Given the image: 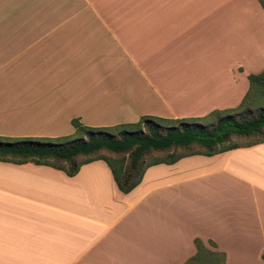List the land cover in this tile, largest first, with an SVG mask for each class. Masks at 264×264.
Wrapping results in <instances>:
<instances>
[{
	"label": "crops",
	"instance_id": "crops-1",
	"mask_svg": "<svg viewBox=\"0 0 264 264\" xmlns=\"http://www.w3.org/2000/svg\"><path fill=\"white\" fill-rule=\"evenodd\" d=\"M263 71L258 0H0V140L204 119ZM194 239L264 264V142L152 165L128 194L101 160L0 162V264H185Z\"/></svg>",
	"mask_w": 264,
	"mask_h": 264
},
{
	"label": "trees",
	"instance_id": "trees-1",
	"mask_svg": "<svg viewBox=\"0 0 264 264\" xmlns=\"http://www.w3.org/2000/svg\"><path fill=\"white\" fill-rule=\"evenodd\" d=\"M258 2L264 10V0H258ZM249 83V93L242 103L237 108L227 111L242 109L250 98L252 88L256 85L264 86V71L259 75H250ZM225 112L215 111L208 117ZM204 119L170 121L156 117H142L135 124L118 125L110 128H89L82 126L78 120H72L71 124L75 129V134L80 135V138L63 137L55 139L56 142H40L34 139H19L9 142L0 140V162L15 165L31 163L47 166L64 172L68 177H73L78 173L81 166L101 160L108 166L118 190L123 194H128L140 184L145 170L152 165H171L181 158L191 155L210 157L218 153L264 142L263 138L245 146L233 144L218 149V146L227 141L230 136L251 137L261 134L264 130V113L240 122L235 121L230 115L220 116L217 129L210 132L198 123ZM141 125L145 126V132H142ZM225 126H234L236 131L221 134L220 131ZM191 145L200 146L205 153L171 155L168 160L153 161L143 167L145 159L151 153L175 152ZM101 151L127 155V165L124 167L123 159L113 161L99 157ZM81 157L84 159L77 162L78 158ZM210 244L213 246L212 243ZM194 245L196 254L185 264L199 263L205 253L211 257H220L219 264H224V254L209 251L199 239H194ZM262 260L264 262V254Z\"/></svg>",
	"mask_w": 264,
	"mask_h": 264
},
{
	"label": "rangeland",
	"instance_id": "rangeland-1",
	"mask_svg": "<svg viewBox=\"0 0 264 264\" xmlns=\"http://www.w3.org/2000/svg\"><path fill=\"white\" fill-rule=\"evenodd\" d=\"M250 29L252 31H256L257 30V25L253 24L250 20ZM260 113H264V86H259L256 85L252 88L251 91V95L249 100L246 102L245 106L240 109V110H234V111H226L225 113H221V114H215L212 115L210 117H208L207 119L198 121L199 124H201L202 126L205 127V129L207 131H213L215 129H217L218 127V118L220 116H227L230 115V117H232L233 119H235V121L240 122L243 120H249L251 118L256 117L257 115H259ZM142 132H145V126L141 125L140 126ZM69 139H77L80 138V135L74 134L71 136H68ZM59 138H63V137H59ZM58 138V139H59ZM264 138V130L262 131L261 134H257L255 136H251V137H239V136H230L228 138L227 141L223 142L222 144H220L218 146V149L223 148V147H228L230 145L236 144L239 146H245L257 141H260ZM85 139V138H84ZM38 140L40 142H56L55 139H51V138H41V139H35ZM1 141H7L6 139L1 140ZM9 142V141H8ZM197 153H205L204 149L200 148V146L198 145H191L188 148H183V149H179L176 150L175 152L173 151H169V152H159V153H151L144 162V166H146L147 164L153 162V161H157V160H168L169 157L171 155L174 156H182V155H188V154H197ZM99 157H105L109 160H119V159H123L124 160V167L127 165V155H118V154H112L110 152L107 151H101L99 152ZM84 158H78L77 162H81ZM220 262V257H211L208 256V254H204L202 256V259L199 263L196 264H219Z\"/></svg>",
	"mask_w": 264,
	"mask_h": 264
},
{
	"label": "water",
	"instance_id": "water-1",
	"mask_svg": "<svg viewBox=\"0 0 264 264\" xmlns=\"http://www.w3.org/2000/svg\"><path fill=\"white\" fill-rule=\"evenodd\" d=\"M236 131V127L234 126H225L224 128L221 129V134H228V133H231V132H234Z\"/></svg>",
	"mask_w": 264,
	"mask_h": 264
}]
</instances>
